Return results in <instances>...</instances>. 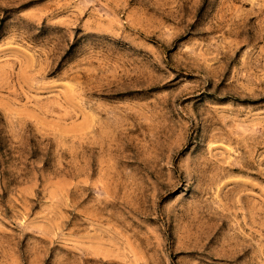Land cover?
Masks as SVG:
<instances>
[{"label": "rangeland", "instance_id": "1", "mask_svg": "<svg viewBox=\"0 0 264 264\" xmlns=\"http://www.w3.org/2000/svg\"><path fill=\"white\" fill-rule=\"evenodd\" d=\"M0 264H264V0H0Z\"/></svg>", "mask_w": 264, "mask_h": 264}]
</instances>
